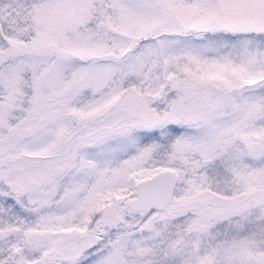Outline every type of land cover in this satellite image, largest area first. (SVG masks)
<instances>
[{"label":"snow or ice","instance_id":"1","mask_svg":"<svg viewBox=\"0 0 264 264\" xmlns=\"http://www.w3.org/2000/svg\"><path fill=\"white\" fill-rule=\"evenodd\" d=\"M0 264H264V0H0Z\"/></svg>","mask_w":264,"mask_h":264}]
</instances>
